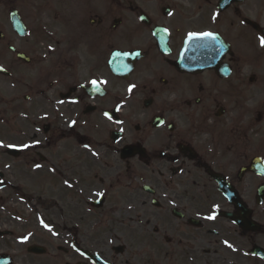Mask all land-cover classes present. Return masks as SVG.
<instances>
[{
	"label": "flooded vegetation",
	"instance_id": "1",
	"mask_svg": "<svg viewBox=\"0 0 264 264\" xmlns=\"http://www.w3.org/2000/svg\"><path fill=\"white\" fill-rule=\"evenodd\" d=\"M19 1L0 105L49 134L63 264H264V0Z\"/></svg>",
	"mask_w": 264,
	"mask_h": 264
},
{
	"label": "rangeland",
	"instance_id": "2",
	"mask_svg": "<svg viewBox=\"0 0 264 264\" xmlns=\"http://www.w3.org/2000/svg\"><path fill=\"white\" fill-rule=\"evenodd\" d=\"M22 1L20 0L19 4H29L28 0L23 3ZM58 3L62 4L61 0ZM28 12L32 13L29 10ZM2 80L6 84L5 79ZM7 88L9 89V86ZM8 92L9 90L3 94V102L0 105V119L2 118L4 123L0 126V170L4 174L0 181V231L9 230L13 232V236L0 239V254L12 258L14 264H63L64 253L58 249L70 248L54 239L56 233L61 234L60 228L63 224L62 213L52 208L58 204L59 195L55 180L51 178L54 176L43 172L33 176L29 166L34 162H27L26 154L19 158L6 154V149L10 147L25 150L32 146L33 150L26 153L31 154L34 159H37V154L48 157L46 140L49 134L43 133L42 121L39 118L26 114L18 115L16 128L13 130L14 114L10 108L9 96L5 95ZM51 148V157L57 159L60 150L58 147ZM48 165L55 168L50 163H47ZM44 202L48 205L46 209H42ZM31 245L43 246L47 254H28L27 248ZM70 259H73V262L76 259L73 253L64 261L70 262Z\"/></svg>",
	"mask_w": 264,
	"mask_h": 264
},
{
	"label": "water",
	"instance_id": "3",
	"mask_svg": "<svg viewBox=\"0 0 264 264\" xmlns=\"http://www.w3.org/2000/svg\"><path fill=\"white\" fill-rule=\"evenodd\" d=\"M12 22L14 23V27L16 28V30L19 33H22L24 31V28L20 22V19L15 17L14 20H12ZM21 57H23V56H21ZM8 153L9 154H18V152H12V151H9ZM10 235H11L10 232H0V237L10 236ZM28 252L32 253V254H39V255L45 254V250L43 248L37 247V246H33V247L28 248ZM0 264H12V260L6 255H0Z\"/></svg>",
	"mask_w": 264,
	"mask_h": 264
},
{
	"label": "snow or ice",
	"instance_id": "4",
	"mask_svg": "<svg viewBox=\"0 0 264 264\" xmlns=\"http://www.w3.org/2000/svg\"><path fill=\"white\" fill-rule=\"evenodd\" d=\"M189 35H190V37H195L197 34H195V33H190ZM201 35H203V36H207V37H211V36H212V33H203V34H201ZM260 42H261V46L264 47V37H261V38H260ZM93 83H95V81H94ZM208 218H209V219H212L213 217H208ZM229 247H231V245H229Z\"/></svg>",
	"mask_w": 264,
	"mask_h": 264
}]
</instances>
